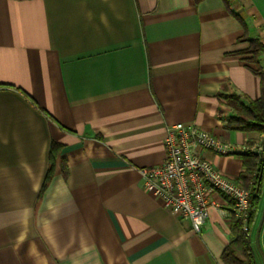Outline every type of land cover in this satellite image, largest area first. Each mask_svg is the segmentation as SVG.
Returning a JSON list of instances; mask_svg holds the SVG:
<instances>
[{
	"label": "crops",
	"instance_id": "obj_1",
	"mask_svg": "<svg viewBox=\"0 0 264 264\" xmlns=\"http://www.w3.org/2000/svg\"><path fill=\"white\" fill-rule=\"evenodd\" d=\"M249 40L264 44V0H0V264H226L232 201L217 196L197 233L137 168L163 161L176 123L262 143L226 126L228 97L261 94Z\"/></svg>",
	"mask_w": 264,
	"mask_h": 264
},
{
	"label": "built area",
	"instance_id": "obj_2",
	"mask_svg": "<svg viewBox=\"0 0 264 264\" xmlns=\"http://www.w3.org/2000/svg\"><path fill=\"white\" fill-rule=\"evenodd\" d=\"M221 121L228 122L225 113L221 114ZM164 145L165 157L160 164L137 168L145 188L159 197L163 207L187 218L198 233L209 208L222 210L223 205L216 201L222 195L232 201V213L241 220L244 234L251 236L247 224L248 190L240 180L222 174L199 151L223 156L258 155L264 150L263 144L234 146L196 124L176 123L166 128Z\"/></svg>",
	"mask_w": 264,
	"mask_h": 264
},
{
	"label": "trees",
	"instance_id": "obj_3",
	"mask_svg": "<svg viewBox=\"0 0 264 264\" xmlns=\"http://www.w3.org/2000/svg\"><path fill=\"white\" fill-rule=\"evenodd\" d=\"M195 3L201 0H193ZM248 53L251 58H256L264 54V44L257 40H249ZM261 79V94L255 100L248 101L247 104L239 100L238 97H228L229 104L236 111V115L227 123V128L239 131H256L264 137V75L260 70L254 71ZM264 146V138L262 141ZM55 154L54 144L51 145L49 155V168L43 181L42 189L50 180L53 171V157ZM244 170L236 180L241 181L244 189L248 190V217L249 229H255L259 215L264 192V150L258 154H246L242 156ZM231 238L225 246L222 259L226 264H258V250L255 246L252 235L247 236L242 230V222L231 213Z\"/></svg>",
	"mask_w": 264,
	"mask_h": 264
},
{
	"label": "water",
	"instance_id": "obj_4",
	"mask_svg": "<svg viewBox=\"0 0 264 264\" xmlns=\"http://www.w3.org/2000/svg\"><path fill=\"white\" fill-rule=\"evenodd\" d=\"M263 218H264V203H263V207H262V210H261V213H260V217H259L256 229H255V234H254V243H255V246H256L257 250L260 253V256H261V259H262V263L264 264V257L261 254V251H260L259 245H258V236H259V231H260V228H261V224L263 222Z\"/></svg>",
	"mask_w": 264,
	"mask_h": 264
}]
</instances>
